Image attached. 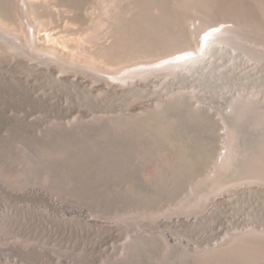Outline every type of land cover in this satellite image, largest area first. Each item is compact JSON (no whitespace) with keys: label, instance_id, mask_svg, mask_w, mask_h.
<instances>
[{"label":"rangeland","instance_id":"1","mask_svg":"<svg viewBox=\"0 0 264 264\" xmlns=\"http://www.w3.org/2000/svg\"><path fill=\"white\" fill-rule=\"evenodd\" d=\"M139 2L113 39L103 0L82 18L52 5L42 28L0 0L16 19L0 29V264H264V4ZM224 23L206 76H148Z\"/></svg>","mask_w":264,"mask_h":264},{"label":"bare ground","instance_id":"2","mask_svg":"<svg viewBox=\"0 0 264 264\" xmlns=\"http://www.w3.org/2000/svg\"><path fill=\"white\" fill-rule=\"evenodd\" d=\"M87 1H89V0H55V1H52V0H19V8H20V12L22 14H24L26 16L29 15L32 19H37L38 20L36 23L37 26L39 28H42L41 24H40L41 23L40 19L42 17H46V16L50 17V15H58V13L54 10L53 7L58 8V6H63V7L65 6L66 9H69V10H67V12L68 11L71 12V14L73 16H75L76 18H82L84 16L83 12L86 9L84 7H85V4ZM103 1L105 4V5H103L104 6L103 8H105V14H106V20H104V21L107 22V25H108L107 27H109L108 30L110 31L111 38L114 39L115 33H113V32L117 31V27L119 26V24L124 25L126 23L125 22L126 18L124 16L125 11L128 12L129 15H132L134 13V8L130 9V6L133 3L134 4L140 3L139 2L140 0H103ZM261 4H264V0H261ZM52 5H54V6L52 7ZM95 10L98 11V9H96V8H95ZM263 10H264V5H263ZM135 11H137V10H135ZM61 16H62V14H61ZM133 16H134V14H133ZM32 19H31V21H33ZM42 22H44V21H42ZM106 22H104V23H106ZM12 26L16 27L15 15H13L12 12L10 14L9 11L3 9L2 11H0V29L1 28L8 29V28H11ZM235 27H236V25H234V24L229 25L228 23H224V24H218V25H215V26H212V27H209V28L202 30L201 32H199V35H198L199 37L196 38V42L194 44L198 48L197 52L196 51L195 52L194 51H186V52H183L181 54L171 55V56H168L166 58H163L164 60H160L158 63L152 65L153 66L152 69H148L146 71L149 74L148 76H152L154 74H160L161 71L167 73L166 79H171V78L177 79V80L182 79V81H189L192 77H194V75L199 74V73L206 76L207 75V68L206 67L214 64V59L212 58L213 52H215V51L216 52H222V51L226 50L227 46L229 44H231L233 37H235L234 36ZM240 27L242 29H245V28L247 29V27H249V26L243 25ZM90 30H92V29H90ZM39 31L40 30L35 31V28H34L30 32V35L34 37V39H33L34 43L37 45H39V40L41 39L40 36L38 39V35L40 33ZM35 33H37V35H35ZM101 34H103V32ZM99 36L103 37L100 34H99ZM94 37H96V35ZM107 37L109 38V36H107ZM42 39L44 41H46L47 36L45 38H42ZM103 40H105V39H103ZM244 41H245V39H244ZM247 42H248V40H247ZM260 48H261L262 52L264 53V44L260 45ZM81 50H82V48H81ZM15 61L18 63V62H20V59L18 57H16ZM252 61H254V60H252ZM252 61H250V60L246 61L245 60L242 64L244 69L248 73H251V72L259 69V67L257 65H255L256 63H254ZM31 72L34 73V75L41 73V71L38 69L31 70ZM48 72L51 74H54L55 69L51 65H49ZM118 79L124 80L122 76L119 77ZM76 84H78V83H76ZM140 103L142 105H144V107L147 111H150L153 109V106H154L153 105L154 104L153 99L141 101ZM158 105L160 106V108L169 109L171 106V103H170V101L163 99V100L158 101ZM135 109H136V106H133L132 111H135ZM225 160H226V156H225V153H223L219 156L218 164H220V163L223 164L225 162ZM216 167H217V165H216ZM218 172H219V168H214L212 171L213 175L217 174ZM216 202H217V199L215 198L212 203L215 204ZM59 205H61V208L63 209V205L62 204H59ZM211 207L212 206H209V208H207V211ZM51 208L53 209V206ZM79 215L83 216L85 219H89V217L86 216L85 214H83V212H80ZM204 217L209 218L210 213L206 212V213H200L197 215H192V217H187L186 218L187 220H182L181 218H177V219H174L170 222L160 221V224L161 225L164 223L179 224V223H185V222L191 221L192 219L198 220V219L204 218ZM216 222L220 223V220L216 219ZM218 232H220V229H218ZM56 264H70V263L66 260L61 259V260H58L56 262Z\"/></svg>","mask_w":264,"mask_h":264}]
</instances>
